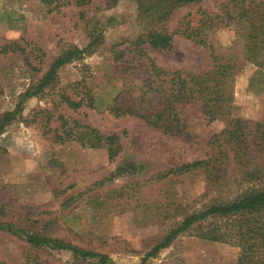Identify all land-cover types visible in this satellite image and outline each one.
Returning a JSON list of instances; mask_svg holds the SVG:
<instances>
[{"label": "rangeland", "instance_id": "rangeland-1", "mask_svg": "<svg viewBox=\"0 0 264 264\" xmlns=\"http://www.w3.org/2000/svg\"><path fill=\"white\" fill-rule=\"evenodd\" d=\"M168 4V0H0V122L13 112L0 128V223L105 255L112 264H236L237 247L200 237L215 227L229 226L230 219L191 225L167 247L146 257L185 216L264 189V91L248 86L256 68L239 58L238 31L243 27L238 21H223L225 12H237L235 3L203 0L172 8ZM209 20L219 23L211 36L203 29ZM185 23L189 31L201 29L207 33L206 41L236 58L229 115L244 134L239 149L232 150L225 142L223 117L205 123L187 112L190 137L185 139L133 117H113L84 102L75 109L66 105L65 98L77 102L84 94L101 100L103 107L114 98L117 104L131 103L135 96L131 92L145 79L148 61L165 70L207 71L208 52L174 33ZM147 32L170 35L169 49L143 44L134 50L136 37ZM90 35L98 38L94 49L58 68L55 81L38 94L24 96L54 59L83 48ZM73 122L104 136L115 135L118 153L107 160L104 148L81 146L73 140V131L68 140L54 139ZM206 160L205 169L158 178L180 165ZM0 264L97 262L32 247L22 236L0 230Z\"/></svg>", "mask_w": 264, "mask_h": 264}, {"label": "trees", "instance_id": "trees-1", "mask_svg": "<svg viewBox=\"0 0 264 264\" xmlns=\"http://www.w3.org/2000/svg\"><path fill=\"white\" fill-rule=\"evenodd\" d=\"M164 1V0H163ZM203 0H168L170 8L179 5L196 4ZM235 4L236 13L225 12V21L239 22L243 28L239 29L242 37L240 59L256 68L253 78L248 86L255 92L264 91V5L260 0H232ZM205 15V13H201ZM222 22V20H221ZM203 29L210 33L219 24L209 20ZM197 30V31H196ZM193 31H196L193 33ZM174 33L185 39L192 40L208 52L210 67L205 72H188L183 70H165L154 66L148 61L145 67V79L132 94L133 99L127 105L116 102L114 98L103 107L101 100H95L91 95L84 94L77 102L64 99L66 105L72 109L78 108L81 104L93 107L95 110L104 108L113 117L129 116L141 121L145 126L156 129L159 132L171 136H178L188 139L190 131L186 123L189 113L194 118H202L205 123L213 122L222 118L226 129L223 132L225 142L229 143L230 149L237 150L244 144V134L238 128L239 122L230 118V105L232 102L231 85L235 74L236 58L226 50L219 51L214 43L206 41V34L201 29L194 28L189 31L185 23ZM238 33V34H239ZM97 37L89 36V41L81 48L67 50L52 61L45 71L43 77L34 88L25 92L24 96L33 97L41 89L55 81L56 70L69 63L70 60L82 54L89 53L97 44ZM146 44L151 49H169L170 35L147 32L139 35L133 42V49ZM114 60H118L115 55ZM134 99H138L134 102ZM13 112L2 117L0 128L5 126L12 118ZM62 129L61 135L54 134V139L63 142L67 135L74 134L73 140L81 146L89 149L104 148L107 160H112L119 151L118 138L115 135L104 136L96 130L87 126L78 127L72 123ZM65 126V125H63ZM79 132H76L77 129ZM69 134L70 132H72ZM209 161H195L180 165L175 169L161 173L158 178L167 175H182L184 173L207 168ZM231 220L227 227H215L201 239L210 242H226L239 249L236 264H264V189H257L246 192L231 202L214 204L203 210L185 216L183 220L170 230L146 257L154 255L159 249L167 247L170 242L181 232L187 230L191 225L199 224L208 219ZM0 230L6 231L13 236H22L25 242L36 248L47 250L67 251L73 259H96L97 264H112L110 259L101 254L80 250L74 246L57 242L50 239L40 238L28 234L20 229L14 228L11 224L0 223Z\"/></svg>", "mask_w": 264, "mask_h": 264}]
</instances>
